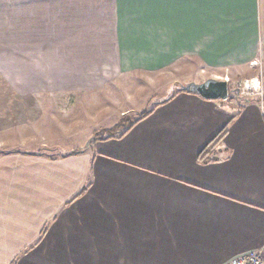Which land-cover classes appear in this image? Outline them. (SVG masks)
<instances>
[{
	"label": "crops",
	"instance_id": "0c3cea01",
	"mask_svg": "<svg viewBox=\"0 0 264 264\" xmlns=\"http://www.w3.org/2000/svg\"><path fill=\"white\" fill-rule=\"evenodd\" d=\"M60 49L85 74L252 66L264 50V0H0V56ZM3 62L0 81H11ZM3 124V142L21 143L9 134L21 123ZM263 250L257 101L238 114L180 89L92 150L0 156V264H228Z\"/></svg>",
	"mask_w": 264,
	"mask_h": 264
},
{
	"label": "rangeland",
	"instance_id": "374dc122",
	"mask_svg": "<svg viewBox=\"0 0 264 264\" xmlns=\"http://www.w3.org/2000/svg\"><path fill=\"white\" fill-rule=\"evenodd\" d=\"M13 51L16 54L0 56L13 78L0 81V123L7 128L21 123L23 128L17 125L9 134L23 138L15 144L4 143L1 136L0 156L19 149L50 156L92 150L111 130L121 134L143 113L169 100L183 86L200 83L199 79L228 78L234 96L230 104L235 107L240 99L259 100L258 104L261 96L264 99V50L252 66L225 71L204 68L197 75L182 73L180 66L136 75L74 73L68 49ZM4 67L0 64V69ZM3 90L12 94L4 96Z\"/></svg>",
	"mask_w": 264,
	"mask_h": 264
},
{
	"label": "trees",
	"instance_id": "16d2710c",
	"mask_svg": "<svg viewBox=\"0 0 264 264\" xmlns=\"http://www.w3.org/2000/svg\"><path fill=\"white\" fill-rule=\"evenodd\" d=\"M230 87V86H229ZM185 91V90H184ZM186 92V91H185ZM188 92V91H187ZM191 93V92H188ZM196 94V93H193ZM198 95V94H196ZM237 95V94H236ZM233 98L234 96L232 95V93H230L229 99L227 101H221L224 104H227L229 106H232L230 103H233ZM260 99V98H259ZM241 103H239V105L237 107H235L234 105L232 106L235 111L239 114V111H241L246 105H248L249 103H253V102H259V100H247V101H242L240 99ZM153 113V110H151L150 112H145L141 115V117H139L138 119L135 120V122L131 123L125 130L124 132H122L121 134H117L115 133V131L117 132L118 129H115V131L111 130L109 132V134H107L106 132V136L103 140H108V139H120L122 137H124L128 131L135 126L139 121L147 118L150 114ZM114 129V128H113ZM228 129L227 126L218 134V136H216L205 148L204 150L201 152L200 156H199V161L201 163H208L211 161H213L211 159V157L216 153L217 148L219 147V145L221 144V142L223 141V139L225 138V136L227 135Z\"/></svg>",
	"mask_w": 264,
	"mask_h": 264
},
{
	"label": "water",
	"instance_id": "95a60500",
	"mask_svg": "<svg viewBox=\"0 0 264 264\" xmlns=\"http://www.w3.org/2000/svg\"><path fill=\"white\" fill-rule=\"evenodd\" d=\"M185 91L196 93L209 101H227L230 96V87L226 79L209 78L204 82H192L183 86Z\"/></svg>",
	"mask_w": 264,
	"mask_h": 264
},
{
	"label": "built area",
	"instance_id": "2783aa9c",
	"mask_svg": "<svg viewBox=\"0 0 264 264\" xmlns=\"http://www.w3.org/2000/svg\"><path fill=\"white\" fill-rule=\"evenodd\" d=\"M226 80L228 81V78H226ZM260 101V110L264 119V99L262 96L260 97ZM228 264H264V250L240 256L238 258L233 259Z\"/></svg>",
	"mask_w": 264,
	"mask_h": 264
}]
</instances>
